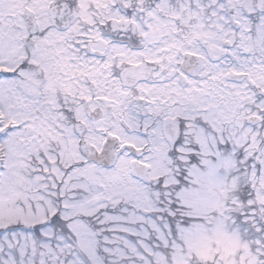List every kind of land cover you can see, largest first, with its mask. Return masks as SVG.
Listing matches in <instances>:
<instances>
[{"label": "snow or ice", "instance_id": "obj_1", "mask_svg": "<svg viewBox=\"0 0 264 264\" xmlns=\"http://www.w3.org/2000/svg\"><path fill=\"white\" fill-rule=\"evenodd\" d=\"M0 264H264V0H0Z\"/></svg>", "mask_w": 264, "mask_h": 264}]
</instances>
